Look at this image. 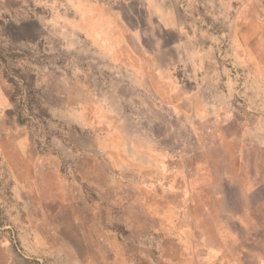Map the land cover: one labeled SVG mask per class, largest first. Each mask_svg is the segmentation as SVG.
<instances>
[{"label": "rangeland", "instance_id": "obj_1", "mask_svg": "<svg viewBox=\"0 0 264 264\" xmlns=\"http://www.w3.org/2000/svg\"><path fill=\"white\" fill-rule=\"evenodd\" d=\"M201 58L219 91L180 109ZM0 102L55 246L113 231L136 264H264V0H0ZM7 216L2 263L50 264Z\"/></svg>", "mask_w": 264, "mask_h": 264}, {"label": "crops", "instance_id": "obj_2", "mask_svg": "<svg viewBox=\"0 0 264 264\" xmlns=\"http://www.w3.org/2000/svg\"><path fill=\"white\" fill-rule=\"evenodd\" d=\"M201 56L203 57V53H201ZM203 60L205 72L202 73V77H205L209 81L208 83L210 81L214 82L220 74H218V71L216 72V63L201 58V62ZM214 87V84L210 83L195 85L192 89H182V92L188 93L189 95H187V100L184 99L180 103L179 108L183 109L190 104V100L194 96L193 94L197 93H203L205 98L201 108L203 106L210 108L208 101H206V96L208 97L209 93L219 91ZM5 110L2 107V102H0V209L3 207L6 211L8 215L7 222L16 225L17 222L22 223L24 218L29 220L34 242L36 241L39 244L44 243L46 247L44 251L42 250L43 248L36 247L35 252L40 256L45 254L46 263L136 264L129 250L119 245L118 237L113 231H104L103 233L100 232V235L90 236L93 243L90 248L87 247L85 241H81V244L79 243L80 246L74 241H68L65 244L66 239H64L63 245H54L49 231L42 230V226L39 225L40 221H49L51 219L49 212L51 201L43 200L38 195V158L30 149L27 133L22 127L17 125L15 119L6 114ZM2 164L6 167V173L8 175V185L5 189L3 188L4 182H2ZM39 214H41V217ZM75 220L77 222L81 221L77 216H75ZM81 229H83V232L85 231L84 226H81ZM9 234V230L0 226V264H4L2 263V257H10V253L13 251L11 246L9 247L5 243L8 240ZM103 236L109 238V240H105V244L103 243ZM181 236L185 239L182 234ZM175 242L179 244L176 248L182 251L184 245L181 243V239ZM174 257L176 256L167 254L161 263L178 264L176 260H173ZM159 263L156 262L155 264Z\"/></svg>", "mask_w": 264, "mask_h": 264}]
</instances>
